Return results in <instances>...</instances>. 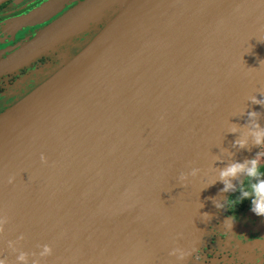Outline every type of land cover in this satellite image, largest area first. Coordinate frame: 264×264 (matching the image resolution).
Here are the masks:
<instances>
[{"label":"water","instance_id":"water-1","mask_svg":"<svg viewBox=\"0 0 264 264\" xmlns=\"http://www.w3.org/2000/svg\"><path fill=\"white\" fill-rule=\"evenodd\" d=\"M68 1L17 22L50 20ZM115 5L80 52L0 114L6 264H190L229 193L220 171L245 164L234 186L259 150L264 0H85L25 52Z\"/></svg>","mask_w":264,"mask_h":264},{"label":"flooded vegetation","instance_id":"flooded-vegetation-1","mask_svg":"<svg viewBox=\"0 0 264 264\" xmlns=\"http://www.w3.org/2000/svg\"><path fill=\"white\" fill-rule=\"evenodd\" d=\"M46 1L7 0L0 5V114L49 79L68 57L80 52L119 12V6H109L86 29L58 37L37 53L34 50L25 52V49H30L27 45L34 42L41 32L85 0H69L50 20L18 24V19ZM86 37L90 38L83 43ZM259 166L264 169L263 165ZM245 177L246 174L241 176L228 193L234 200L241 194ZM261 177L264 178V174L259 179ZM223 205L215 216L217 219L221 214L218 217L221 223L214 218L216 222L210 224L199 248L202 259H197L196 253L190 264H264V238H259L255 230L257 220L252 226L248 224L259 216L252 213L251 196L237 203L234 210L228 209L226 199ZM230 216L234 218L233 232H228L224 225Z\"/></svg>","mask_w":264,"mask_h":264},{"label":"clouds","instance_id":"clouds-1","mask_svg":"<svg viewBox=\"0 0 264 264\" xmlns=\"http://www.w3.org/2000/svg\"><path fill=\"white\" fill-rule=\"evenodd\" d=\"M252 103L254 104H261L264 105V99H260L257 97H252ZM249 117H255L256 113L249 112L248 113ZM256 127L259 128L260 125L257 123ZM235 131V128L232 129ZM255 135V143L259 145V151L257 152L256 156L253 157L250 161H246V164H250L251 167L247 168V173L244 181L242 182V187H241V194L240 196L236 197L235 200L228 195L226 197V203L229 205L228 209L234 210L235 206L237 203L243 201L244 199H247L251 196L252 200V211L259 215V216H264V179H259V177L264 174V169H262L259 166V160L262 156H264V129H261L259 132L254 133ZM236 143L240 147H244L246 141L244 140H238ZM41 161L44 163H47V157L42 153L41 154ZM245 169V164L241 163H234L220 171V180L224 182L225 186L222 188L220 191L227 193L229 192V189L232 188L233 186L231 185L230 181L227 180L228 177H235L238 172H241ZM198 172V169H193L192 170V175L195 176ZM181 180H186L187 176L185 174H181L180 176ZM14 180V177H9L8 182L12 183ZM245 180L247 181V184H245ZM255 181V182H253ZM248 189V190H245ZM216 207L218 208H223L224 205L217 203ZM207 214V213H205ZM233 223H234V218L228 217L224 221L225 227L228 229V232H233ZM0 231H3V226L0 224ZM11 246V242H10ZM195 252L197 253L196 258L197 259H202L200 256V249L196 248L194 249ZM177 251H181L179 249L173 248L171 252L169 253L170 255H175ZM52 254V249L50 246L45 245L44 246V251L41 253V255H51ZM186 255H191V252H183L181 251V259L184 258ZM18 260H25V254L21 253L18 257ZM6 259H0V264H6Z\"/></svg>","mask_w":264,"mask_h":264},{"label":"rangeland","instance_id":"rangeland-1","mask_svg":"<svg viewBox=\"0 0 264 264\" xmlns=\"http://www.w3.org/2000/svg\"><path fill=\"white\" fill-rule=\"evenodd\" d=\"M95 33V32H94ZM90 38V37H89ZM89 38H85L84 40H83V43L88 39L89 40ZM76 51V50H75ZM67 58V57H66ZM69 58H71V57H68V59H67V62H68V60H69ZM66 59H64V61H65ZM66 62V61H65ZM65 62L64 63H62V65L63 64H65ZM256 156V155H255ZM259 165H263L264 166V156H262L261 158H260V160H259ZM248 167H251V165L249 164V166ZM247 167V168H248ZM247 173V169H246V171H244V173L242 174V176H244V174H246ZM260 179H264V178H260ZM238 181V180H237ZM252 213H253V215H255L254 214V212L252 211ZM221 215V214H220ZM220 215H218V217L220 216ZM217 217V219H216V217H215V219H216V221L219 219ZM257 220V222H256V227H255V230L258 232V235H259V238H264V216H260V218H259V216H257L256 218H254V220H251L248 224L250 225V226H252V223L254 222V221H256ZM216 221H213V224H214V222H216ZM218 222H220L221 223V221H219L218 220ZM193 261V260H192Z\"/></svg>","mask_w":264,"mask_h":264}]
</instances>
